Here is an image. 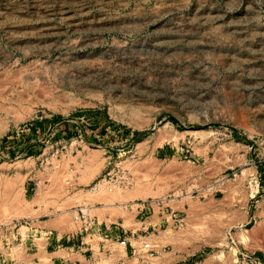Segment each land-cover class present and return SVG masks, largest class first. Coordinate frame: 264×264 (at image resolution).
<instances>
[{
    "label": "rangeland",
    "instance_id": "obj_1",
    "mask_svg": "<svg viewBox=\"0 0 264 264\" xmlns=\"http://www.w3.org/2000/svg\"><path fill=\"white\" fill-rule=\"evenodd\" d=\"M0 142V264H264V0H0Z\"/></svg>",
    "mask_w": 264,
    "mask_h": 264
},
{
    "label": "crops",
    "instance_id": "obj_2",
    "mask_svg": "<svg viewBox=\"0 0 264 264\" xmlns=\"http://www.w3.org/2000/svg\"><path fill=\"white\" fill-rule=\"evenodd\" d=\"M145 207V205H144ZM143 207V208H144ZM144 211V210H143ZM146 211V212H145ZM144 213L146 214L149 210H145ZM98 222L99 226V232H97L94 236L93 239H97L96 242V247L92 246V244H89L90 246H87L88 243L87 242H83V245H85L86 247L83 249V251L85 252H90L89 254L94 255L96 253V250H98L97 252H99V255L103 254L105 256H108V254L112 253L111 250V246L115 243H118V240L121 238H126L128 241V245L125 249H123L126 253V257H127V263L131 262L132 260H134V257L136 256L137 252L140 250L141 251V247L142 246H138L135 244H132L130 242V240H134L133 243H139L140 242V237L135 238L133 236H128V234L126 232H120L118 227H114L112 224H108L105 220H99L98 217L94 216ZM116 229V230H115ZM38 231L39 234H36L37 238H33L34 243H36V241L39 240V237L42 236L40 235V233H43V238L46 241L55 239L56 242H62V243H67L71 248H67L70 250H73L74 248H77L78 246H76L74 243H70L68 241L69 239V234L62 236L61 238L57 239L54 238L53 234L50 231H47L46 228L42 229V231H39L38 229L36 230ZM38 235V236H37ZM72 235V234H71ZM141 238H145V237H141ZM90 240L91 242H94V240ZM52 240V241H55ZM96 241V240H95ZM139 241V242H138ZM141 243V242H140ZM143 243V242H142ZM141 243V244H142ZM147 243V242H144ZM156 247V250L158 249V245L157 244H153ZM132 252H134L132 254Z\"/></svg>",
    "mask_w": 264,
    "mask_h": 264
},
{
    "label": "built area",
    "instance_id": "obj_3",
    "mask_svg": "<svg viewBox=\"0 0 264 264\" xmlns=\"http://www.w3.org/2000/svg\"><path fill=\"white\" fill-rule=\"evenodd\" d=\"M1 143V142H0ZM1 146V145H0ZM4 152L1 150L0 147V160H3V158L5 157ZM158 204V203H157ZM152 204H146L145 207L143 208V210H150V207ZM146 212V211H145ZM74 219L76 220V222H78L80 224V235L85 234L86 238H90V240L93 239V236L99 232V224L96 220V218L94 216H91L89 214V210L86 207H80L77 209L76 211V215L74 216ZM68 241L70 243H74L76 246L79 245L75 243V237L74 235H70ZM80 245H83V242H80ZM118 244L125 249L128 245V241L126 238H121L118 240ZM156 247L153 244L150 243H143L142 247H141V252L142 254L145 256V259H151L156 255ZM134 252H132L133 254Z\"/></svg>",
    "mask_w": 264,
    "mask_h": 264
}]
</instances>
